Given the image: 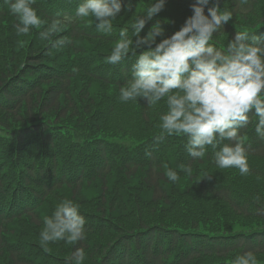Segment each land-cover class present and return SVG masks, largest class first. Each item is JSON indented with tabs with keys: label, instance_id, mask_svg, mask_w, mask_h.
<instances>
[{
	"label": "trees",
	"instance_id": "trees-1",
	"mask_svg": "<svg viewBox=\"0 0 264 264\" xmlns=\"http://www.w3.org/2000/svg\"><path fill=\"white\" fill-rule=\"evenodd\" d=\"M181 1L188 4V0ZM63 3V0H35L33 6L46 23L40 29L34 28L29 32L32 33V44L24 52L30 51L21 58L25 55L22 54L23 50L15 47L10 36H7V30H16L17 18L12 15L9 3L0 0V31L6 32V37L0 38V115L4 118L11 115L12 123H17V126L8 125L0 120V143L6 149L0 154V176H8L7 183H0V264H68V257L79 247L85 251L83 264H223L235 252L264 254V239H257L263 237L260 235L250 241L241 236L236 247L226 249L225 237L220 232L162 224L147 225L143 221V211L150 213L153 210L150 204H166L171 195L165 187L168 181L164 165L176 171L179 176H192L188 184L194 182L201 187L216 189L214 194L224 201L228 200L239 214L249 216V208L245 205L239 209L240 206L230 199V190L214 188L201 177L202 171L195 165V160L189 159L185 151L177 146V135L166 136L163 141L156 142V137L161 135V128L153 127L148 122L150 117L161 118L166 110L163 101L151 108L146 101L143 102L149 116L142 121L141 117L133 121L122 112H116L112 103L114 99L108 94L94 102L89 85L96 82L111 89L117 87L118 79L107 77L116 70H108L107 76L100 82L94 78L89 70L91 57L99 56L103 61V55L107 52L95 49L84 40L94 39L91 33L95 30L77 23L79 20L75 21V15L67 12ZM224 4L229 5L234 23L235 16L251 17L255 14L252 2L243 8L241 0H230ZM147 10L145 5L142 12L125 20L133 31V24L138 18H146ZM205 14L208 15V10H205ZM254 17L258 22L252 26H239V29L264 25V16ZM55 19L65 21L61 32L53 37L52 43L42 40L40 33ZM157 22L164 30V36L158 37L157 42L173 30L169 24L155 16L140 35L146 36ZM221 33L228 34L230 40L235 38L228 23L213 37ZM64 37L71 41L74 63L82 68L73 79L68 73L58 75L60 63L49 47L56 39ZM65 45L56 50L64 51ZM75 79L87 83H77L81 85L79 92L77 89L72 90ZM44 84H48L45 89ZM21 104H25L23 111ZM156 111L159 113L155 114ZM50 112L55 114L53 121L61 128V137L55 146L42 147L47 138L37 143L38 121L43 114ZM68 115L75 119L71 122L65 120ZM47 119L52 122L50 118ZM250 119L252 122L242 133L252 135V138L248 140L245 137L244 146L251 157L264 158V138L256 131V121ZM140 124L152 137L151 155L143 156V165L130 164L138 158L137 150L130 152L122 145H117L114 153L108 157V164L96 167L99 156L95 148L101 140L120 135L122 129ZM46 132H52V129L48 128ZM157 148L172 150L169 153L167 150L158 152ZM61 149L64 150L61 152ZM201 163L212 164V169L216 171H229L219 168L211 157ZM78 165L90 169L84 177H78L82 171ZM182 166L191 167V174L185 172ZM260 174L264 179V171ZM69 175L74 178H67ZM93 183L99 184V188L91 197L88 195L90 189L84 191L83 186ZM141 190L151 192L149 207L145 209L141 205ZM79 195L81 201H76ZM65 199L79 205L80 214L86 220L85 239L75 245L65 241L50 244L51 252L46 253L39 244L43 218L52 216L57 204ZM130 201L134 203L137 227L126 228L106 216L109 212L115 214L117 210L122 214ZM250 204L254 208V216L264 219V197H260L259 202L254 201V204L250 201ZM200 260L204 262L199 263Z\"/></svg>",
	"mask_w": 264,
	"mask_h": 264
},
{
	"label": "clouds",
	"instance_id": "clouds-1",
	"mask_svg": "<svg viewBox=\"0 0 264 264\" xmlns=\"http://www.w3.org/2000/svg\"><path fill=\"white\" fill-rule=\"evenodd\" d=\"M17 18V35H27L32 29H40L44 21L32 6L35 0H7ZM166 0H155L146 13L133 24L134 38L122 29L115 43L109 64H118L131 53L137 59L132 65V78L120 90L122 102L137 98L147 102L149 108L166 99L167 113L161 116V135L187 137L186 149L193 159H203L207 147L215 151L216 165L221 169L236 168L241 175H249L247 150L240 137V129L246 128L258 118L257 133L264 138V44L259 36L237 32L226 50L210 45L213 36L233 19L228 10L221 11L220 0H196L192 4L193 15L188 17L180 30L163 38L160 23L152 25L146 36L140 33L165 7ZM213 7L205 14V6ZM248 0H241V7ZM123 10L122 0H83L76 15L80 19L94 17L100 32L111 34L113 21ZM131 10L130 7L128 9ZM65 21L55 19L40 33L41 39L52 43L61 32ZM71 41L56 39L53 47L61 48ZM155 45V47H153ZM137 50L139 54H137ZM229 141L231 143H225ZM146 155H151L150 152ZM167 179L176 182L178 173L164 165ZM189 175L191 167L182 166ZM259 202L260 197H255ZM39 244L50 253V244L65 241L75 245L85 239V218L79 205L70 199L57 204L52 216L43 218ZM83 247L76 248L68 257V264H83ZM232 264H258L256 255L245 252L236 256Z\"/></svg>",
	"mask_w": 264,
	"mask_h": 264
},
{
	"label": "rangeland",
	"instance_id": "rangeland-1",
	"mask_svg": "<svg viewBox=\"0 0 264 264\" xmlns=\"http://www.w3.org/2000/svg\"><path fill=\"white\" fill-rule=\"evenodd\" d=\"M147 7L149 8L152 4L155 3V0H141ZM226 2L229 3V0ZM263 2L264 1H260ZM255 7V14L251 17L243 16L238 17L235 16L234 20L235 23L241 25V26H252L258 21H255V15H259L260 17L264 16V4L261 3H253ZM223 10L229 11V5L226 4L222 6ZM193 15L192 8L186 5L183 1L180 0V2H177L175 0H166L164 9L157 15L160 19L165 21L167 24H169L174 31L180 30L182 25L185 23L186 19ZM133 17V16H132ZM132 17H121L117 20L125 21L126 19L132 18ZM44 21V20H43ZM45 22V21H44ZM46 23V22H45ZM8 34L7 36H10L11 40L13 41V44L15 47H20L21 50H23V55L30 50H27L24 52L25 49H27L32 44V33H28L27 35H17L16 30H7ZM112 32L119 33L120 31H116L112 29ZM111 32V33H112ZM6 37V32L0 31V38ZM213 39L219 44L220 49L223 50L224 48H227L228 43L231 41L230 37L226 33H221L218 36L213 37ZM84 40L91 46H93L96 49L103 48V49H109L112 52V49L115 45L109 44V41L102 40V39H89L84 38ZM22 56L21 58L25 57ZM81 84H87L83 80L75 79L73 81V89H77V91H80V86L77 83ZM49 84V83H48ZM48 84L43 85V89L48 87ZM90 84V83H89ZM92 89V92L90 94L93 95V100H97L98 98L104 96L107 93L112 92L113 90L111 88L102 86L100 83L93 82L89 85ZM80 87V88H79ZM94 87V90H93ZM95 91V92H93ZM120 95L117 91H114L112 93V96ZM92 100V102H93ZM164 102L165 107L167 108L166 99L161 100ZM84 103V102H83ZM85 104V103H84ZM22 105V104H21ZM24 105H22L21 110H24ZM143 103L140 100L133 101V104L131 106V109L123 113V115L127 118L132 119L133 121L136 120L139 116H141V121L145 120V117L149 114L146 112L145 107L142 106ZM143 107V108H142ZM159 111H156L155 114H158ZM1 114V113H0ZM55 114L53 112H50L49 114H43L41 117L42 119L50 118L51 120H54ZM75 119L72 116H67L65 120L71 122V120ZM0 120H3L8 123V125H16L12 123L11 115H7L6 118L2 117L0 115ZM63 120V121H65ZM60 122H63L62 120H59ZM149 125H152L153 127H160L161 120L159 117L149 118ZM139 127L141 130L144 128L141 124L136 125L132 127L133 129H136ZM170 150H167L166 152L169 153ZM158 152H163L161 149L157 148ZM176 152V151H174ZM133 157H131V160ZM263 167L259 171H255L250 169L249 175H241L239 170L236 168H228L226 170H214L216 180L219 183L218 185L221 186V188H226L227 190L231 191V200L236 201L240 203V201L237 199L235 195L232 194V191H237L243 195H245L253 204L255 200V197H264V179L261 177V172L264 171V158H257ZM209 166L212 168V165L209 164ZM166 172V171H165ZM180 179L176 182H171L167 179V183L165 184V187L169 192H171V195L168 197L166 204L162 202H157L156 204H150V194L151 192L141 190V205L145 209V207H149V204L152 206L153 210H150V213H147L146 210H144V218L143 221L147 224H162L169 227H175V228H190L193 227L199 231H208V232H220V233H226V232H238V231H249L252 229L260 228L264 225V219L256 218L254 216V208L250 204H242L241 207H244L245 205L249 208V216H243L241 213L239 214L237 211H235L232 208V205L228 200H222L220 196H217L214 194V191L216 189H210L207 186L201 187L199 184L196 185L194 182L187 183L192 176H184L180 175ZM203 178H214L211 176L208 172H202ZM84 191L90 189L88 191V195L91 197L94 196V192L98 191L99 184L93 183L83 186ZM81 190V193L83 195H86L85 192ZM187 191V192H186ZM80 193V194H81ZM76 201H81V196L79 195L75 199ZM148 201V202H147ZM149 203V204H148ZM82 204V203H80ZM171 204H174L173 206ZM241 204V203H240ZM178 206V208H176ZM126 211H123L122 214L117 210L115 214L109 212L106 214V216L111 217L116 222L122 224L126 228H134L137 227L135 224L137 222V215L134 208L133 201H130L126 204ZM120 215V217L118 216ZM106 237H109L106 234ZM257 262H264V254L256 255ZM236 258V257H235ZM233 257H228V260L234 261ZM199 263H202L204 261L200 260ZM205 264H208L209 262H204Z\"/></svg>",
	"mask_w": 264,
	"mask_h": 264
}]
</instances>
